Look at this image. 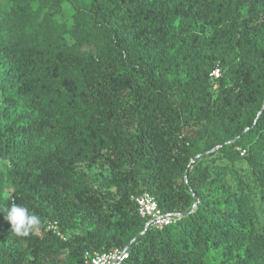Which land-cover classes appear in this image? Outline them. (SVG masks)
<instances>
[{"label": "trees", "instance_id": "obj_1", "mask_svg": "<svg viewBox=\"0 0 264 264\" xmlns=\"http://www.w3.org/2000/svg\"><path fill=\"white\" fill-rule=\"evenodd\" d=\"M0 211V264H264V0H0Z\"/></svg>", "mask_w": 264, "mask_h": 264}, {"label": "built area", "instance_id": "obj_2", "mask_svg": "<svg viewBox=\"0 0 264 264\" xmlns=\"http://www.w3.org/2000/svg\"><path fill=\"white\" fill-rule=\"evenodd\" d=\"M218 69L214 70L212 75L218 76ZM244 153L242 151L241 155ZM134 202L137 206V211L140 217L148 219V226L155 228H161L168 226L176 221L178 218L177 214L166 213L163 214L159 211L157 203L152 196L147 193L139 195L134 198ZM47 229L56 230V224H49ZM127 251L125 248L117 249L114 248L111 251L104 253H96L88 258V264H120L127 258ZM86 256H88L86 254Z\"/></svg>", "mask_w": 264, "mask_h": 264}, {"label": "clouds", "instance_id": "obj_3", "mask_svg": "<svg viewBox=\"0 0 264 264\" xmlns=\"http://www.w3.org/2000/svg\"><path fill=\"white\" fill-rule=\"evenodd\" d=\"M5 218L11 225V232L19 237L29 236L41 225L40 217L30 213L28 208L16 204L8 208Z\"/></svg>", "mask_w": 264, "mask_h": 264}, {"label": "water", "instance_id": "obj_4", "mask_svg": "<svg viewBox=\"0 0 264 264\" xmlns=\"http://www.w3.org/2000/svg\"><path fill=\"white\" fill-rule=\"evenodd\" d=\"M236 139H234L233 141H231V142H234ZM200 155H198L197 157H199ZM196 157V158H197ZM193 162V161H192ZM184 179H185V181L187 180V171L185 172V174H184ZM178 217H180L179 215H178ZM148 222H147V224H146V227L148 226ZM145 232V230L142 232V233H140V234H138L135 238H133L131 241H130V243L125 247V250L127 251L128 250V248L130 247V245L140 236V235H142L143 233Z\"/></svg>", "mask_w": 264, "mask_h": 264}, {"label": "rangeland", "instance_id": "obj_5", "mask_svg": "<svg viewBox=\"0 0 264 264\" xmlns=\"http://www.w3.org/2000/svg\"><path fill=\"white\" fill-rule=\"evenodd\" d=\"M94 181L96 184H101L103 182V176L102 175H94Z\"/></svg>", "mask_w": 264, "mask_h": 264}]
</instances>
